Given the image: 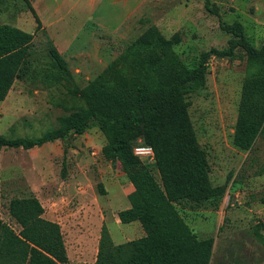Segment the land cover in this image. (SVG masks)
<instances>
[{"label":"rangeland","instance_id":"374dc122","mask_svg":"<svg viewBox=\"0 0 264 264\" xmlns=\"http://www.w3.org/2000/svg\"><path fill=\"white\" fill-rule=\"evenodd\" d=\"M208 1L219 16L205 10L204 0H28L33 11L21 0L0 2V25L33 36L24 70L0 102V135L39 138L55 130L59 118L85 106L79 91L151 26L166 39L179 34L174 51L188 68L201 52L228 47L231 35L220 23L239 21L254 47L264 45V0ZM52 47L67 72L50 57ZM235 54L233 60L211 57L204 91L188 97L189 117L208 158L210 181L224 186V195L176 209L196 237L213 238L210 264H264V245L252 234L253 227L264 222V135L250 152L232 145L247 74L242 50ZM104 145V136L92 127L40 148L0 149L2 222L18 232L8 214L9 201L35 196L44 208L43 217L60 226L67 264H95L102 227L115 245L143 237L138 222L118 220V212L130 207L127 195L132 191L121 165L103 158ZM142 165L159 181L154 162Z\"/></svg>","mask_w":264,"mask_h":264},{"label":"trees","instance_id":"16d2710c","mask_svg":"<svg viewBox=\"0 0 264 264\" xmlns=\"http://www.w3.org/2000/svg\"><path fill=\"white\" fill-rule=\"evenodd\" d=\"M21 1L32 10L28 0ZM204 8L219 16L218 8L208 0ZM35 18L40 22L36 14ZM220 29L231 35L228 47L201 52L188 68L174 51L179 34L166 39L151 26L79 91L85 106L59 118L55 130L39 138L0 135V149L27 151L64 141L69 134L99 129L105 138L103 158L118 162L134 189L127 195L130 207L118 212V220L120 224L138 222L144 236L115 245L102 227L95 264H210L213 238L196 237L176 206H200L222 198L225 192L224 186L215 187L210 181L208 158L189 117L188 97L204 91L211 57L233 60L236 49H241L246 60L232 135L234 148L250 152L264 135V45L254 47L239 21L220 23ZM32 40L31 34L0 25V102L24 70ZM49 55L59 70L67 72L55 48ZM138 144L151 147L159 181L134 155ZM98 190L104 194L100 185ZM8 214L20 229L15 232L0 219V264L68 263L60 226L43 217L44 208L35 196L10 200ZM252 234L264 245V222H258Z\"/></svg>","mask_w":264,"mask_h":264},{"label":"built area","instance_id":"2783aa9c","mask_svg":"<svg viewBox=\"0 0 264 264\" xmlns=\"http://www.w3.org/2000/svg\"><path fill=\"white\" fill-rule=\"evenodd\" d=\"M140 147H145L144 145H137L134 147L133 149V153H134V150L137 149V148H140ZM141 162H154V154H153V151L151 153V155H146V154H138V155H135Z\"/></svg>","mask_w":264,"mask_h":264},{"label":"clouds","instance_id":"9594fccd","mask_svg":"<svg viewBox=\"0 0 264 264\" xmlns=\"http://www.w3.org/2000/svg\"><path fill=\"white\" fill-rule=\"evenodd\" d=\"M152 149L151 147L145 146V147H140L134 150V155L138 154H146V155H151Z\"/></svg>","mask_w":264,"mask_h":264},{"label":"crops","instance_id":"0c3cea01","mask_svg":"<svg viewBox=\"0 0 264 264\" xmlns=\"http://www.w3.org/2000/svg\"><path fill=\"white\" fill-rule=\"evenodd\" d=\"M47 144H50V143H47ZM0 161H1V156H0ZM130 187H131V191L133 192L134 189H133V186L131 184H130Z\"/></svg>","mask_w":264,"mask_h":264}]
</instances>
